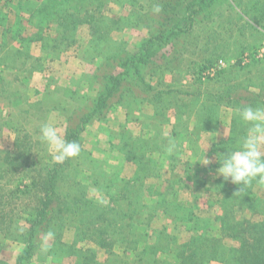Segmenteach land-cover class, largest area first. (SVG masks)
<instances>
[{"label":"trees","instance_id":"16d2710c","mask_svg":"<svg viewBox=\"0 0 264 264\" xmlns=\"http://www.w3.org/2000/svg\"><path fill=\"white\" fill-rule=\"evenodd\" d=\"M20 1L27 4L26 14L35 21L34 36L25 35L26 29H23V34L14 33L19 19L7 25L6 16L0 12V66L6 72L4 76L0 75V105L16 117L11 125L6 124L8 131L14 134L12 147L3 149L0 145V248L8 243H15L21 247L14 264H37L43 259V254L52 247L56 250L53 252L54 256H58L63 244L57 239L53 240L50 246H46L44 242L49 226L52 220H63L65 214H77L80 216L79 225L82 228V233L80 232L82 235L89 227L101 223L102 226L97 230V235H101L98 239L100 247L105 248L108 243L116 242L131 245L129 248L134 252V259L123 264H168L159 259V254L166 255L169 243L158 239L157 231L152 237L142 234L135 236L131 233L128 234L131 237H122L113 241L115 234L121 236V230L131 227L138 217L139 209L142 207L140 195L144 191L130 189L123 201L105 206L98 205L91 199L77 198L73 192L80 187L81 179L78 178L82 173V165L86 166L85 179L92 181L89 185H95L100 181L92 177L89 171L91 169L87 167L92 163L94 167V160L90 157V153L81 149L75 158L66 159L62 163L53 162L48 157L46 145L39 140L40 129L35 125L34 118L42 115L47 109H49L48 113L56 112V116L60 115L64 121L62 138L77 143L89 124L95 121L105 123L110 110L123 108L128 113L127 109L134 107L132 105L150 100L148 102H152L154 111L152 119L159 124L163 119H166L165 123L169 122L167 117L169 111L180 116H185L184 111H186L187 118L191 117L196 126L194 132H190L187 136L191 139L195 138L198 132L211 129L215 123L216 110L225 107L232 109L228 136L220 143L223 144L224 153L227 154L237 147L238 142L246 134V126L238 116L239 110L248 105L254 107L264 105V64L253 61L244 66H231L221 70V68L216 69L217 60L210 57L203 59L204 64L191 63L196 82H201V69L206 66L215 67L217 70L211 79L216 89L207 93L202 99H199L196 93L193 95L197 98L191 100L185 98L189 97L185 92L160 90L156 85L151 87L144 80L145 75L148 73V79L153 76L149 71L154 67L158 69L156 73L162 72L159 78L163 79L164 70H170L169 61L180 58L179 50L175 47L178 42L184 40V35L189 32V27L198 12L203 9L207 12L208 8L218 0H150L145 12L133 10L126 20L127 26L147 31L148 36L145 41L133 51L109 47V52L104 56L94 55L93 58L97 62L91 60L88 63L94 67L97 84L94 97L82 94L76 89L62 91L55 81L44 85L42 91H37L35 86H27L26 81L34 73L30 72L28 64L23 61V50L19 47L26 48L30 42L35 41L40 43L42 51L47 50L50 54L55 49V45L47 41L49 38L47 32L51 25L56 24L59 28L64 20H72L70 29L56 30L55 39L68 44L74 43L71 33L84 22L82 20L75 22L77 19L74 14H79L80 10L74 14L69 13L71 8L69 3L72 0H43L38 1L39 3L34 0ZM157 7L160 9L159 12L155 10ZM7 40L19 45L18 49L13 51V46H10ZM98 40L100 41V38ZM155 43L165 45L169 48L168 51L157 57L151 51V46ZM166 59L168 61H165ZM41 79L48 80V77L45 75ZM138 80L140 81L137 82ZM139 86L141 92H136ZM31 94L38 96V100L29 105ZM173 98L176 101L173 102ZM27 125L30 126L31 131H25ZM1 130L0 127V133ZM175 130L176 126L173 127L172 134L177 136ZM144 142L142 140L141 143L139 137V150H147L148 144ZM191 143L193 144L194 141ZM192 148L191 152H194V146ZM149 152L152 153L151 150ZM126 154L129 156V153ZM176 160L178 159L175 154L170 155L169 166L173 167L177 163ZM160 169L161 166L152 163L149 159L145 164L138 165V170L147 178L160 173ZM198 179L195 178L194 183H197L198 188H202ZM177 183L176 179L171 180L169 177L165 189L156 190L153 195L158 207L155 211L159 210L170 224L181 221L177 213L181 212L179 208L184 204V201L178 200L183 193V187ZM225 187L226 185L221 183L214 202L210 193L209 207L214 206L218 209H215L211 220L207 221L209 222L207 231L200 243L192 251L180 255L176 259V264H264V231H257L255 223L236 221L246 213L264 219V186H256L253 182L252 187L260 194L250 198L233 193L236 192V187H232L231 190H226ZM196 199L198 197L195 196L190 206L194 205ZM260 204L263 205L262 208L259 207ZM192 219L193 216L189 218L190 221ZM162 227L164 230L167 229V226ZM103 236L106 237L102 238ZM141 237L147 238V241L139 248L137 244L140 241L137 238L141 239ZM225 240L230 241L231 244ZM75 264L100 263L95 257L85 254L79 257Z\"/></svg>","mask_w":264,"mask_h":264},{"label":"rangeland","instance_id":"374dc122","mask_svg":"<svg viewBox=\"0 0 264 264\" xmlns=\"http://www.w3.org/2000/svg\"><path fill=\"white\" fill-rule=\"evenodd\" d=\"M38 1L43 0H34L36 3ZM149 4L150 0H72L69 3V7H71L69 13L74 14L80 10L79 14H74L77 19L75 22L80 20L84 22L71 33L74 43L66 44L55 39L56 30L71 28L72 20L67 19L62 22L59 28L56 27V24L51 25L47 32V37H49L47 41H51V44L55 45V49L50 54L47 50L42 51L40 43L35 41L30 42L26 48L19 47L23 50V61L28 64L30 72L34 73L26 81L27 86H35L37 91H42L44 85L52 84V81H55L62 91L76 89L82 94L94 97L97 84L94 78V67L88 63L95 60L93 58L95 54L104 56L108 53L109 47L110 49L133 51L145 41L144 39L148 36L147 31L127 26L126 20L133 10L145 12ZM25 5L27 4L19 2V0L14 2L0 0V12L6 16L7 25L12 24L15 19H19L14 33L20 32L21 34L23 29H26L25 35L32 37L36 32L35 21L26 14L28 6ZM72 19L74 20V18ZM7 42L13 46V51L18 49L19 45L15 42L11 40H7ZM177 47L175 48L179 50L178 53L181 56L176 60L169 61L170 70H164L163 79L159 78L162 72L156 73L158 69L152 67L153 70L149 72L153 73V76L148 79L147 73L144 80L151 87L156 85L160 90H177L188 93L189 97L185 98L191 100L197 98L196 95H193L195 93L198 94L199 99L205 98L207 93L216 89V85L211 80L212 77L206 75L210 66L201 69V82H196V75L192 72L191 63L204 64L203 59L210 57L217 60L216 66L219 68L216 69L221 68V70L231 66H244L253 61L264 64V0L215 1L207 12L205 9L198 12L193 24L189 27V32L184 35V40L178 42ZM168 49L159 43L151 46V51L157 57ZM155 59L157 58L155 57ZM95 62L97 61L95 60ZM219 62H222L223 66ZM5 74V69L0 66V75L4 76ZM42 75H47L48 80L41 79L44 77ZM140 86L136 92H141ZM35 100H38V96L31 94L29 105ZM148 101L150 100L135 104L138 105L136 107L132 105L134 107L127 109L129 114L123 108H114L108 112L105 123L95 121L86 127L81 140L77 143L81 149L90 153L95 164L94 167H92L93 163L87 167H90L89 171H91L92 177L100 181L95 185H89L92 181L85 179L86 166L82 165V173L78 178V180L81 179L80 187L73 192V195L79 199H91L96 204L105 206L120 200L123 201L122 199L127 197L126 193L130 189L143 190L144 192L140 195L142 199L139 197L142 207L138 204L141 207L138 217L133 221L131 227H125L121 232L119 231L121 236L115 234L113 241L120 240L122 237H131L128 235L131 233L135 236L142 234L152 237L157 231L159 232L158 239L169 243L168 252L166 255L159 254V259L168 264H176V259L180 255L196 248L207 231L206 227L209 224L207 221L211 220L215 209H218L214 206L209 207L208 197L212 193L213 202L216 200L215 196L219 192L221 183L226 185V190L236 187V192L233 193H239L245 198L259 196L260 193L252 186L239 191V186L217 176L216 170L222 158L220 155H226L223 144L220 143L228 136L232 109L220 107L215 112V123L211 129L198 132L195 138L189 139L185 133L186 129L190 126V132H194L196 126H194L191 117L187 118L186 111H184L186 115L183 117L169 111L167 112L169 122L165 123L166 119H163V122L159 124L152 118L149 119L154 115V111L152 102ZM174 101L176 100L173 98ZM48 111L49 109L34 118L35 125L39 129L44 124L53 126L62 138L63 118L60 115L56 116V112L48 113ZM188 114L190 115L189 112ZM15 120L16 117L12 112L0 105V127L2 128L0 145L3 149L12 147L14 134L8 131L9 128L6 127V124L11 125ZM191 121L193 124L190 125ZM174 126L179 131L177 136L172 135L171 132ZM29 127L27 125L25 131H31ZM127 129L133 133L140 131L141 134L136 139L131 136L127 138ZM139 137L141 143L143 140L144 144H148L146 151L138 149L140 147ZM191 141L194 143L190 144ZM213 145H217V147H213ZM192 146L195 148L194 152H191ZM45 148L48 157L53 161L52 153L46 146ZM126 153H129V156ZM172 154H175L178 159L173 167L168 164V157ZM203 157L210 163L201 165L204 163ZM148 159L161 166V169L160 173L147 178L138 170V165L145 164ZM170 169L171 171L168 172ZM169 177L171 180L176 179L177 184L183 187V193L180 194L178 200L184 201L185 204H181L179 208L181 212L177 213L181 221L173 224L168 223L166 217H163L159 210L155 211L158 207L155 204L156 198H153L156 190L165 189ZM195 178H199L202 188H198L197 183H194ZM195 196L198 199L193 206H190ZM134 198L136 197L134 196ZM259 207L262 208L263 205ZM191 216H193L192 221L189 220ZM79 217L77 214H65L63 220H52L48 232H53L54 237L45 239L44 242L46 246H50L53 240H59L63 244L61 252L57 254L58 256H54L53 252L56 250L55 247H52L50 251L47 250L43 254V259L37 264H75V261L85 254L95 257L100 264H123L128 260L129 262L133 261L134 252L129 248L130 244L108 243L105 248L98 245L101 235H97V230L102 226L101 223L89 227L82 235ZM236 221L255 223L257 231H264V219L260 216L252 217L246 213ZM87 222L89 224L90 220L88 219ZM162 226H167V229L164 230ZM137 240L140 241L137 244L140 248L146 243L147 238L141 237ZM20 251L21 247L15 243L2 246L0 248V264H14L16 255Z\"/></svg>","mask_w":264,"mask_h":264},{"label":"clouds","instance_id":"9594fccd","mask_svg":"<svg viewBox=\"0 0 264 264\" xmlns=\"http://www.w3.org/2000/svg\"><path fill=\"white\" fill-rule=\"evenodd\" d=\"M157 12L160 9H155ZM240 121L246 126V134L238 142L237 147L226 155H220L217 176L239 186V191L247 189L255 182L256 186H264V106H244L239 112ZM39 140L52 153L53 161L62 163L66 159L75 158L81 146L75 141L69 142L61 138L55 127L44 124L39 130ZM207 165L209 160L203 157ZM238 191V192H239ZM53 232H48L46 239H52Z\"/></svg>","mask_w":264,"mask_h":264},{"label":"crops","instance_id":"0c3cea01","mask_svg":"<svg viewBox=\"0 0 264 264\" xmlns=\"http://www.w3.org/2000/svg\"><path fill=\"white\" fill-rule=\"evenodd\" d=\"M181 117H183V116H181ZM151 118H152V116L149 117V119H151ZM191 124H193L192 121L190 122V125H191ZM190 128H191V127L189 126L188 129H186V131H185L186 135L189 134V132H190ZM127 131H128V135L131 136L133 139H134V138H135V139L138 138V136L141 134L140 131H139V133H138V132H137V133H133L132 131H130V129H127ZM171 132H172V131H171ZM177 133L179 134V131L175 130V134H177ZM178 134H177V135H178ZM172 135H173V134H172ZM174 136H175V135H174ZM167 137H168V135H167Z\"/></svg>","mask_w":264,"mask_h":264},{"label":"built area","instance_id":"2783aa9c","mask_svg":"<svg viewBox=\"0 0 264 264\" xmlns=\"http://www.w3.org/2000/svg\"><path fill=\"white\" fill-rule=\"evenodd\" d=\"M219 64L221 65V66H223L222 65V62H219ZM218 67V66H217ZM219 68V67H218ZM208 71L206 72V75L208 76V77H213L214 75H215V72H216V69L214 68V67H211V68H209V69H207Z\"/></svg>","mask_w":264,"mask_h":264}]
</instances>
